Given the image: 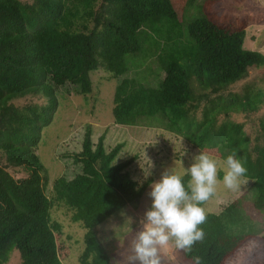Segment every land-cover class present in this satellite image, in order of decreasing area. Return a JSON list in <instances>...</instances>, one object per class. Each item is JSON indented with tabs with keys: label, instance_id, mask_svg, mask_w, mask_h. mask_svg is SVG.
I'll use <instances>...</instances> for the list:
<instances>
[{
	"label": "trees",
	"instance_id": "obj_1",
	"mask_svg": "<svg viewBox=\"0 0 264 264\" xmlns=\"http://www.w3.org/2000/svg\"><path fill=\"white\" fill-rule=\"evenodd\" d=\"M196 1L0 0V264L14 251L20 264H63L70 247L63 224L51 217L56 207H65L70 221L85 229L79 263L112 264L95 228L139 199L151 179L138 183L129 170L135 156L115 160L123 141L107 149L104 141L113 134L93 141L89 125L72 154L81 171L56 178L49 194L48 171L36 152L58 106L55 89L70 83L90 93L92 71L125 74L126 55L140 56L147 45L152 48L138 63L141 69L115 88L114 125H148L157 118L213 157L225 161L235 153L247 168L242 179L250 180L251 206L264 211V119L252 139L234 119L259 112L264 90L223 93L250 69L264 75V54L243 48L247 21L216 10L189 15ZM147 62L156 65L150 80L143 74ZM186 69L198 79V90ZM40 94L42 104L13 102ZM244 196L206 212L204 239L191 252L177 250L182 262L194 264L198 256L200 264H264V230L257 234L239 225Z\"/></svg>",
	"mask_w": 264,
	"mask_h": 264
},
{
	"label": "rangeland",
	"instance_id": "obj_2",
	"mask_svg": "<svg viewBox=\"0 0 264 264\" xmlns=\"http://www.w3.org/2000/svg\"><path fill=\"white\" fill-rule=\"evenodd\" d=\"M203 1L197 0L194 6L189 9V15L201 16L216 10L247 21L243 48L264 54V0H221L213 7H206ZM146 47L145 53L140 56L126 55L130 69L125 74L114 77L102 71H92L90 78L93 91L90 93H81L75 85L70 83L55 89L58 106L52 121L42 128L36 152L39 160L48 171L49 181L46 192L49 194L56 178L65 176L66 179H71L81 171V165L74 163L72 154L81 149L83 134L86 126L89 125L93 141H96L98 136L103 133L105 138L113 134L105 140L106 142L104 141L107 149H111L116 142L123 141V148L115 160L120 162L125 158L135 156L129 170L138 183L148 178L151 179L139 199L95 228L96 236L101 245L108 251L112 264H125L130 241L135 233L140 230V220L152 203L148 195L151 191L150 185L159 181L161 173L167 168H174L181 174L186 173V169L193 163L194 156L202 152L193 148L184 138L167 131L163 125L159 124V120H155L157 118H154L148 125L128 127L114 125L111 110L115 88L122 78L132 77L131 74L135 69H141L136 68L138 63L143 60V55L149 53L152 48L151 45ZM149 60L151 61L150 57ZM149 62L145 65L147 67L146 72L141 73L150 80V74L156 69V65L154 62ZM183 65L187 68L185 63ZM186 72L190 86L194 91L198 90V79L189 70L186 69ZM151 85H154L152 81ZM246 88L264 90V75L250 69L246 78L231 84L223 93L226 95L238 94ZM45 99L40 94L34 97L27 96L13 102L42 104ZM234 119L244 123L245 132L252 139L255 127L258 126L260 119H264V105L259 112L252 114L249 118L237 114ZM214 158L218 161L219 177L222 180L226 165L224 160ZM13 175L19 177L18 174L13 173ZM249 183L250 180L241 178L240 187L236 191L228 190L220 183L215 196L207 201L204 207L206 212H218L222 205L233 201L245 191V196L240 201L239 211L242 217H240L239 225L241 228H246L245 230L259 234L264 230V211H256L252 208L253 192L249 188ZM51 217L63 224L65 243L70 247V253L63 260V264H80L79 255L84 249L85 229L79 222L70 221L65 207L53 208ZM129 218L132 220L130 225L127 223ZM161 255L163 262L186 264L182 262L177 249L172 246L163 249ZM5 264H20L18 252H11L8 262Z\"/></svg>",
	"mask_w": 264,
	"mask_h": 264
},
{
	"label": "clouds",
	"instance_id": "obj_3",
	"mask_svg": "<svg viewBox=\"0 0 264 264\" xmlns=\"http://www.w3.org/2000/svg\"><path fill=\"white\" fill-rule=\"evenodd\" d=\"M224 164L222 180L217 159L206 152L194 156L185 174L174 168L161 173L160 180L150 185L148 195L152 203L140 220V230L130 241L125 264H163V249L172 246L188 253L204 239V204L215 196L220 183L228 190H238L247 173L244 162L235 153L228 155ZM127 223H132L131 218ZM193 261L200 264V257L194 256Z\"/></svg>",
	"mask_w": 264,
	"mask_h": 264
}]
</instances>
